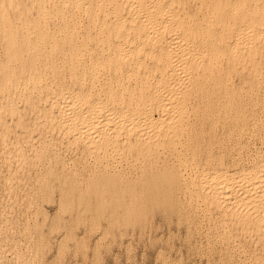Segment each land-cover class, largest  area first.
I'll use <instances>...</instances> for the list:
<instances>
[{
    "label": "bare ground",
    "instance_id": "obj_1",
    "mask_svg": "<svg viewBox=\"0 0 264 264\" xmlns=\"http://www.w3.org/2000/svg\"><path fill=\"white\" fill-rule=\"evenodd\" d=\"M0 167V264L42 243L7 214L27 175L35 220L54 188L80 216L127 198L264 264V0H0Z\"/></svg>",
    "mask_w": 264,
    "mask_h": 264
},
{
    "label": "rangeland",
    "instance_id": "obj_2",
    "mask_svg": "<svg viewBox=\"0 0 264 264\" xmlns=\"http://www.w3.org/2000/svg\"><path fill=\"white\" fill-rule=\"evenodd\" d=\"M221 136L219 128L218 138L222 139ZM0 172L5 173L4 167H0ZM29 178L27 175L22 180L16 192L18 203L12 211L7 209V214L12 217L9 216L14 226L12 234L17 240L26 231L35 239L40 234L42 243L39 251L28 253L29 262L15 261L6 253L3 264H224L221 244L214 241L204 225L188 231L174 215H165L160 210H154L139 223L130 224L122 214L127 198L121 201V206L106 205L101 214L86 212L80 216L74 210L61 209L60 190L54 188L50 198L41 201L43 212L35 220L25 205V196L31 189ZM4 201L5 192L0 185V211L7 208ZM34 221L39 228L37 234L33 231ZM26 253L24 250L22 254Z\"/></svg>",
    "mask_w": 264,
    "mask_h": 264
}]
</instances>
